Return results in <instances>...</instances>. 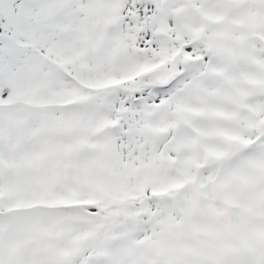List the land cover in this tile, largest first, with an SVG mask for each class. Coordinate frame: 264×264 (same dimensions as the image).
<instances>
[{
  "label": "snow or ice",
  "instance_id": "1",
  "mask_svg": "<svg viewBox=\"0 0 264 264\" xmlns=\"http://www.w3.org/2000/svg\"><path fill=\"white\" fill-rule=\"evenodd\" d=\"M0 264H264V0H0Z\"/></svg>",
  "mask_w": 264,
  "mask_h": 264
}]
</instances>
